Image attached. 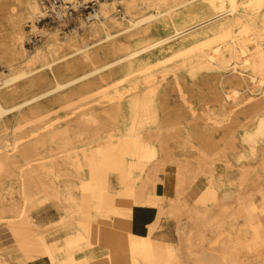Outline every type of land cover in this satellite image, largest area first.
Instances as JSON below:
<instances>
[{"label": "bare ground", "instance_id": "6f19581e", "mask_svg": "<svg viewBox=\"0 0 264 264\" xmlns=\"http://www.w3.org/2000/svg\"><path fill=\"white\" fill-rule=\"evenodd\" d=\"M117 1L119 17L113 1H97L84 30L51 36L31 54L0 40L11 71L0 76V133L11 130L0 140V178L11 182L4 190L0 182V226L15 242L0 264H44L42 256L59 264L51 238L80 211L88 219L91 209L115 211L106 176L118 168L126 204L158 199L160 206L141 250L125 233L133 256L155 252L145 264H198L205 249L221 264H264V208L253 212L256 192L240 191L256 167L264 171V0ZM17 2L38 28L39 1ZM60 109L66 112L51 117ZM201 176L215 192L232 188L234 199L215 197V214L192 213V227L178 229L179 244L152 247L160 216L185 209L182 196ZM207 192L194 205L211 202ZM48 205L59 218L37 220ZM232 217L245 223L230 231Z\"/></svg>", "mask_w": 264, "mask_h": 264}, {"label": "crops", "instance_id": "0c3cea01", "mask_svg": "<svg viewBox=\"0 0 264 264\" xmlns=\"http://www.w3.org/2000/svg\"><path fill=\"white\" fill-rule=\"evenodd\" d=\"M254 156L244 159V163H254ZM128 162L126 160L125 164ZM123 165V164H121ZM235 172H233V176ZM123 174V168L108 172L106 180L109 184V190L115 197V211L103 209L100 211L91 209V217H83V212H78V218L75 223L66 226L55 237V255L59 264H145L149 260H157L153 250H142L143 256L137 257L129 253L128 237L125 233L132 235V241L137 250H141V238L147 236L149 225H151L159 216L158 199L139 205H128L124 199L119 196L122 185L119 177ZM204 177L198 178L191 186L186 189L183 198L188 202L185 209H180L175 216H160L159 226L150 235L151 246L164 244L173 247L179 244L182 230L186 227L188 231L192 224L190 217L192 213L208 212L215 214V197L218 202H231L234 199L233 189L230 187L211 190L206 186ZM175 189L171 192L175 196ZM207 194L211 198L206 206L196 204V199L201 195ZM240 191L247 194L250 191L256 192L255 203L257 209L264 208L261 193L264 192V171L256 167L246 178ZM129 201V200H128ZM166 207V205L164 206ZM248 212H252L251 208ZM259 225L264 230V211L259 215ZM245 223V219H239L237 222H228L227 228L230 231L238 229ZM198 228V227H196ZM195 228V229H196ZM214 239V237H212ZM134 247V246H133ZM245 256H251L252 251L244 252ZM260 256L264 260V249ZM44 264H50L47 258L41 257ZM189 262V259L181 258ZM198 264H221L222 260L219 254L211 249L203 250L198 257Z\"/></svg>", "mask_w": 264, "mask_h": 264}, {"label": "rangeland", "instance_id": "374dc122", "mask_svg": "<svg viewBox=\"0 0 264 264\" xmlns=\"http://www.w3.org/2000/svg\"><path fill=\"white\" fill-rule=\"evenodd\" d=\"M38 1L44 15L33 19L34 23L38 27L34 28L32 26V19L28 17L27 11L25 10L24 6L20 5L17 0H0V40H4L5 43H7L6 48L12 50L16 54H20L21 51L26 52V54H31L32 52H34L37 46L46 43L51 36L58 35V37L63 38L66 35H72V29L75 26L80 25V28L77 27V29H75L77 31H82L89 25V23H84L82 21V18L79 16V14H76L75 16H73V18L64 19L63 15L55 13L58 12V9H63L64 6L68 4L66 3V0ZM97 1L105 0L91 1L96 3L97 10H99V2ZM108 1H113L115 3L116 9L118 11L115 10L114 15L116 17H119L123 11V4H120L117 0ZM82 2L84 1L74 0L70 4V6L76 9L77 6ZM24 59L25 55L17 58L15 60V67L21 66ZM10 73L11 71L7 68L6 59H4L0 51V76L5 77ZM180 74L182 73L180 72ZM199 78L201 79V81H205L206 79L205 77H203V75H200ZM207 79L210 80V78ZM205 88L206 84L204 85V89ZM171 96L174 97V92L172 91ZM257 97L260 96L258 95ZM65 112L66 110L60 109L57 112L53 113L51 117H57L58 115H62ZM238 118L240 120H243L245 117L243 114H238ZM9 124L11 123L9 122ZM10 132L11 130H7L4 133H0V140L9 138ZM0 182H2L3 190L6 189L11 183L10 180L5 177L0 178ZM252 211L259 213L261 210L254 208ZM34 215L36 216L37 220H41L42 222L47 223L49 221L57 220L60 216V212H58L55 207L48 205L44 206L39 212L34 213ZM237 219L239 220L241 218ZM237 219H235V217H232L230 221L237 222ZM52 236H54V234H52L50 237ZM14 248L15 242L13 241L12 237L3 227L0 226V254L3 252V250H14ZM13 256L14 259H19L22 255L20 254V252L14 251Z\"/></svg>", "mask_w": 264, "mask_h": 264}, {"label": "built area", "instance_id": "2783aa9c", "mask_svg": "<svg viewBox=\"0 0 264 264\" xmlns=\"http://www.w3.org/2000/svg\"><path fill=\"white\" fill-rule=\"evenodd\" d=\"M55 13L63 15L64 19H70L73 18V16H75L76 14H79L84 23H90L95 19V15L97 13V5L95 2H90V4L80 3L77 8L74 9L72 6H70V4H67L63 9H58V12ZM78 26L79 25L75 26L72 30H74L75 28L77 29Z\"/></svg>", "mask_w": 264, "mask_h": 264}]
</instances>
